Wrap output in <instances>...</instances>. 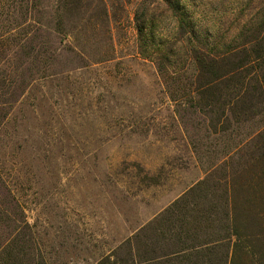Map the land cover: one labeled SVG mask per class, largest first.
Here are the masks:
<instances>
[{
	"label": "rangeland",
	"instance_id": "1",
	"mask_svg": "<svg viewBox=\"0 0 264 264\" xmlns=\"http://www.w3.org/2000/svg\"><path fill=\"white\" fill-rule=\"evenodd\" d=\"M182 1L212 31L247 2ZM40 2L52 31L57 0ZM83 4L66 12L67 27L98 34H79L80 43L55 35L49 74L30 80L0 124V181L24 208L48 264H114L113 250L204 178L228 144L198 109L171 100L156 63L138 53L137 12L146 10L144 25L156 34L175 33L161 0ZM107 30L115 52L98 62ZM7 33L0 21V74L18 64L15 48L1 50Z\"/></svg>",
	"mask_w": 264,
	"mask_h": 264
},
{
	"label": "trees",
	"instance_id": "2",
	"mask_svg": "<svg viewBox=\"0 0 264 264\" xmlns=\"http://www.w3.org/2000/svg\"><path fill=\"white\" fill-rule=\"evenodd\" d=\"M84 1L57 0L51 31L40 0H0L9 34L1 50L15 48L18 60L12 74H0V124L30 80L49 74L57 36L80 43L79 34H98L67 27L66 12ZM161 1L175 33L156 34L144 25L146 10L137 12L138 53L156 63L171 100L198 109L228 144L204 178L113 250V263L264 264V0H247L216 31L203 29L182 0ZM104 34L98 62L115 52L113 32ZM1 191L0 264H48L17 197L0 181Z\"/></svg>",
	"mask_w": 264,
	"mask_h": 264
}]
</instances>
